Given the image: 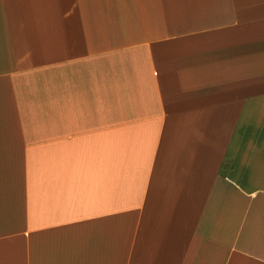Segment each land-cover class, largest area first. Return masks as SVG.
Segmentation results:
<instances>
[{
	"label": "crops",
	"instance_id": "crops-1",
	"mask_svg": "<svg viewBox=\"0 0 264 264\" xmlns=\"http://www.w3.org/2000/svg\"><path fill=\"white\" fill-rule=\"evenodd\" d=\"M0 264H264V0H0Z\"/></svg>",
	"mask_w": 264,
	"mask_h": 264
}]
</instances>
